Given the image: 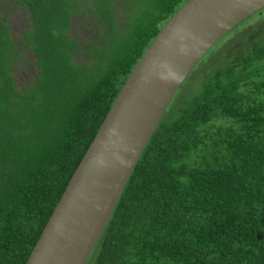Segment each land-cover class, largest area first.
Wrapping results in <instances>:
<instances>
[{"label":"trees","instance_id":"1","mask_svg":"<svg viewBox=\"0 0 264 264\" xmlns=\"http://www.w3.org/2000/svg\"><path fill=\"white\" fill-rule=\"evenodd\" d=\"M186 1L10 0L28 18L15 36L0 0V264L26 263ZM220 42L225 60L160 122L87 264H264V9Z\"/></svg>","mask_w":264,"mask_h":264},{"label":"water","instance_id":"2","mask_svg":"<svg viewBox=\"0 0 264 264\" xmlns=\"http://www.w3.org/2000/svg\"><path fill=\"white\" fill-rule=\"evenodd\" d=\"M264 0H187L125 81L25 264H87L174 95Z\"/></svg>","mask_w":264,"mask_h":264},{"label":"rangeland","instance_id":"3","mask_svg":"<svg viewBox=\"0 0 264 264\" xmlns=\"http://www.w3.org/2000/svg\"><path fill=\"white\" fill-rule=\"evenodd\" d=\"M9 3L10 0H3V13L9 15L8 23L15 36H19L23 27L28 22V18L24 11L9 6ZM79 33L83 39L85 33L81 30H79ZM220 46L221 42L219 41L190 73L185 82L174 95L161 121H172L177 116L179 110L185 106L193 96L201 91L202 85L205 82L208 73L215 67L220 66V64H222L225 60V55L218 54ZM27 71L28 72H26V74L28 75L31 72V69L28 68ZM16 73L17 79H20L21 76L19 75V71H16Z\"/></svg>","mask_w":264,"mask_h":264}]
</instances>
